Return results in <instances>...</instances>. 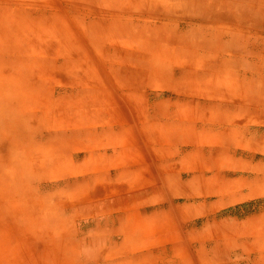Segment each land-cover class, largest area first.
Listing matches in <instances>:
<instances>
[{
  "label": "rangeland",
  "instance_id": "1",
  "mask_svg": "<svg viewBox=\"0 0 264 264\" xmlns=\"http://www.w3.org/2000/svg\"><path fill=\"white\" fill-rule=\"evenodd\" d=\"M89 1L91 0H0V2H3L0 3V62L6 60L4 71L7 70V72H10L9 74L12 71L14 77L16 76L18 81L21 80L22 85L26 83L25 81L28 82L31 77H34L32 79L35 80L38 75L45 73L46 78L40 77L42 80L37 79L42 87L40 91L33 93L34 95L39 94L49 99V101L53 99L55 102L63 100V97L69 98L77 93L73 90V83L66 82L69 77L63 75L65 71L67 72L68 67L72 66L65 64L69 59V50L62 48V46L78 47V52L82 54L80 42H78L81 40L79 37H82L84 26H87L89 21L94 23L97 20H83L79 16L71 17L66 14L69 13V10L71 12L78 9L85 11L99 7L102 12L105 11L103 13V16H105L107 14L106 10L113 11L114 6H117V9L121 6L129 8L127 15H124L121 19H116L111 23L113 27H110L117 39L124 44L98 46L102 50L94 52V56H96L94 69H97V72L95 71L96 75L93 74L95 81H105L111 79L110 76H105L106 73L110 74V71L119 69L122 77L132 81H129V100L127 101L119 98L108 87L110 85L107 82L102 84L103 88L114 96V99L119 98L117 100L122 101L124 120L113 121L108 124L109 127L107 125H94L98 130L97 132H100L93 133L94 137L86 141L87 145L83 143L81 146V143L75 142L77 139L73 140L76 143V149L82 153H80V156L77 157L79 151L75 150L74 153L66 150L68 153L63 155L66 160H72L73 168H79L77 166L81 165L80 163L83 165L87 163L90 168L98 167L100 174V177L97 178L90 177L89 181L82 179L85 181L84 186H81L84 189L82 193L88 194L82 196V198L87 201L79 204L74 203L70 207L73 211L67 212V222L77 223L76 221H69L70 218L82 214L83 208L93 209L99 221L98 223L93 222V225H100L102 228L84 229L80 222L77 223L80 231V235H78L80 238L78 239L80 242L83 240V242L78 243L77 247L72 243L76 239L75 237L50 236L45 232L47 225L44 224H50L47 221V215H51L55 211L54 203L58 195L56 196L54 191H52L53 194L49 195L43 193H47V191L45 188L39 189L38 185L36 187L37 180L31 182L28 180H31L28 173L24 172V174L20 173L19 175L16 172V164L20 165L21 163L23 168H28V165L22 163L25 150L18 143L34 144L38 141L40 145L35 151H41L44 144L47 143L48 140L46 139L48 137L43 138L37 132V129L53 124H39L33 122V120L22 118V124L25 122L28 124H24V126L29 127L31 124L30 128L35 127L37 129L28 131L23 129L20 131V136L24 138L22 141L0 139V146L11 144L9 151L4 152L0 148V230L2 231H0V264H109L111 261V263H115L120 260H117L114 256L112 259L94 261L86 253L92 251L93 248H95L93 251L98 252L100 246L114 245L117 240L124 239L127 242L124 244L120 242L121 245L119 246L126 247L129 250L125 254L129 257V263L127 261L126 264H226V262L232 261L231 258H242L234 264H264V235L256 242L258 252L251 254L244 253L242 250L237 252L236 249L234 251L220 250L218 252L201 249L191 251L188 247L186 248L183 240L177 241L178 253L169 254V258L156 255L144 256L145 258L141 259V253L137 255L135 251L131 250L134 249L135 245L146 248L156 246L159 249L164 245L161 241L164 231L153 228L161 223L159 216L153 213L152 215L149 212L150 210L159 211L161 209L163 205L162 190L158 184L150 182V176L146 169L143 172L140 171V168L137 169L140 165L145 166L144 164L148 160L147 155H149L151 163L156 168L160 166L167 156L158 155L157 153L162 149L165 150L164 148L174 149L175 144L174 141L172 144H170L172 141H163L164 139L160 137L163 136L161 134L175 135L174 130H181V127L185 125V123H181V119L177 116L179 110H172L176 114L175 118H166L164 112L166 109H163L165 105L161 102L168 99V107L178 101L182 105L187 104L188 100L193 98L190 92H187L186 87H181V81H185L184 84L187 85L193 83V88L196 89L200 86V89L205 91L204 96L201 97V99L203 98L202 103L206 105V108L203 109H209L213 107L214 102L216 103L215 108H211L212 111L209 109V113L215 111L218 113L226 112L228 108L226 105L232 101L240 103L244 99H248L251 102L252 98L255 97L256 89H261L263 93L258 96L259 100L264 99V88L261 83V81H264V76L259 73L249 76L243 75L245 70L251 69L250 67L256 60L258 66L264 70V0H92L96 5L92 8H90L92 4H89ZM7 2L9 4H6ZM80 7H83V9ZM65 10L67 13H64ZM154 16L160 21L163 18H168L167 23H170V26L163 27L159 23H152L155 19L151 18ZM136 17H141V20L134 19ZM174 18H178V20H173ZM28 27L36 29V34H32L35 31H29V35L24 33ZM46 30L50 34V37L47 38L49 40L47 44L50 45L47 47L46 44L34 46L37 37H47ZM63 39L70 42L60 45L59 42ZM2 47L7 51L4 52ZM91 47L94 48V46ZM10 49H13V51ZM21 53L26 55L24 57L27 58L28 56L36 57V61H30L33 64L21 62L18 58ZM225 57H229L227 61L232 63V66L226 67L225 64L223 68H220L221 64H224L222 60ZM102 58L105 59L104 62H102ZM152 60H159L158 62L163 64L158 70H155L151 65ZM12 63L18 70L11 67ZM62 64H65L64 67ZM82 64H84V61ZM75 72L77 73V70ZM152 72L157 75L154 76ZM189 73L193 76H187ZM74 85L82 89L85 88V94L88 95V92H86L87 85L84 86L82 82H77ZM191 88L189 90L197 95L196 90ZM8 90L10 91V89ZM135 90L146 92V95L141 98ZM132 91H134V98L132 97ZM243 95H246L244 99ZM214 96L217 97L216 100H213ZM82 97L84 98V94ZM198 97L197 95L194 99L199 101ZM0 102L3 103V100L0 99ZM4 102L7 106L4 108V110L6 109L4 116L7 121L0 120V135L4 134V125L5 134H10V128H12L8 129L7 122L11 119L8 114L12 111L8 107H14L13 102L8 100H4ZM134 103L138 106L137 109L133 108ZM80 109L81 111L84 110L82 107ZM255 110H262L263 112L264 108L252 109L254 112ZM48 112L52 113V110L49 109ZM55 112L59 111L56 110ZM79 115H81L79 124H83V130H79L82 133H88L87 126L91 125L94 120H91L92 118L87 115V112H79ZM44 116H46V119L51 118L56 123L55 125L62 124L61 116H56L58 119L52 114L45 113ZM192 122L194 127L202 126V124L201 126L198 125L196 120ZM22 124L18 123L19 128L20 126L24 128ZM105 129L112 130L113 134L108 132V136L104 138L105 136L101 132ZM79 130H74L75 132H71L69 136H77L78 139H82L83 135ZM12 134H16V132H11ZM98 135L103 136V139H98ZM96 136L98 137L96 138ZM129 140H131V143H129ZM125 141L126 144H129L128 146H111ZM108 145L112 151L115 147L119 151H121V148L126 147L129 154L124 157L128 158L124 161L122 160L123 156L122 158L107 156L110 154ZM87 146H95L99 151ZM102 146H106L104 152H102ZM102 156L110 158L113 162L115 169L110 173L111 176H105V172L108 173V170L103 167L102 161L99 159ZM139 157H141V160H139ZM119 161H121L120 164H118ZM123 163H129V173H124L123 169L118 170L117 167H123ZM158 174L161 175V173ZM189 174L184 172L180 177L185 179ZM89 175L88 173L87 176ZM21 176H23L22 179ZM73 176L60 181H51L65 185L64 192H66L67 188H77L72 186V183L76 181V176ZM102 180H106L105 182L108 180V182L103 184L99 190L93 194L85 192L86 189L93 187L97 181ZM26 183L29 184L26 185ZM113 193L116 195H113ZM2 197L15 199L16 204H2L6 201H1ZM96 197H102V203L105 207L100 206L101 208H98L93 204ZM38 200L42 206H46V204L49 206V209L40 211L39 225L35 220L19 221L17 212L20 208L19 203L22 204L25 211L29 210V206L32 211V205L33 209L36 210ZM217 207L221 210L211 211L209 216L211 219L215 217L218 219H231H227L228 223L225 221V225L229 226L234 221L236 222L235 225L238 224L237 222L242 224L249 222V225H245L249 226L251 230L263 225L257 218L250 220V217L257 215V213L261 216L264 213L262 211L264 210V195L257 194L252 197L236 198V200ZM204 209H194V211L206 214L207 211ZM129 210H133V213L130 214ZM57 212L55 214H62ZM111 213L115 218L113 221L109 220ZM196 223L200 226L203 224L201 219L197 220ZM124 225L129 227L125 230L126 226ZM218 226L220 224L217 221L216 223L212 221V224L207 227L216 235L226 230L228 233L224 235L226 236L224 241L230 242V246L243 247L249 240L246 237L236 239L237 237L233 236V233H229V230H232L229 228L230 226H225V230ZM55 228L53 229L58 231L59 228ZM136 234L139 236L138 243L130 241L131 235ZM250 240L252 241V239ZM171 243V241H168L167 247ZM98 254L100 255V252ZM146 254L152 255L153 253ZM92 257L95 258L96 254L94 253ZM253 261L255 262L252 263Z\"/></svg>",
  "mask_w": 264,
  "mask_h": 264
},
{
  "label": "bare ground",
  "instance_id": "2",
  "mask_svg": "<svg viewBox=\"0 0 264 264\" xmlns=\"http://www.w3.org/2000/svg\"><path fill=\"white\" fill-rule=\"evenodd\" d=\"M0 3L2 4L3 2ZM6 4L9 3L7 2ZM89 4L93 5H91L90 7L92 8L94 7L95 2L91 0L89 1ZM114 7L115 8L113 9V11L106 10L107 14H105V16H103V13L105 11L102 12V9L99 7H95L92 9L88 8L89 10L85 11L78 9L73 10V12H71L69 10V13H67L66 10L64 11V13H67L66 15H70L71 17L79 16L83 20H97L94 23H90L89 21V24L87 25L88 28L87 26H84L82 37H79L81 38V40L78 42H80L82 54L78 52V47L74 48V46H62V48L69 50V59L67 63L65 62V64L72 66L68 67L67 72L65 71L63 75L69 77V80H67L66 82H72L73 90L77 93L75 95L72 94L73 96L69 98L63 97V100H58L57 102H55L53 99L52 101H49V99L43 97L42 95H34L33 93L40 91V88L42 87L39 85L40 83L37 82V79L42 80V78H46L47 76L45 73H41L37 77L35 76V80L32 79L34 77H31L28 82L25 81L26 83L22 85L21 80L18 81L17 77H14V73L12 71L11 74H9L10 72H7V70L4 71V68L6 67V64L4 62L6 60L0 62V64L2 65V69L0 68V99H2L4 103L3 106V103L0 102L1 121H7L6 117L4 116V111L6 110H4V108L7 107L5 106L4 100L13 102L14 106L8 107L9 109L11 108L10 110H12L11 112L9 111L10 113L8 114L9 118L11 119H9V122H7V124L9 125L8 129L12 127L10 128V134H5L4 125V134L0 135V139H12L13 141H22L24 138L20 136V131H22L23 129H26L27 131L31 129H37L35 127L30 128L31 124L29 127L24 126V124L26 125L27 122L22 124V118H24L25 120H33V122L39 124H53V126H43L44 128L37 129V132H39L43 138L48 137L46 140L49 141L44 144V148L41 151H35L36 148L40 145L38 141L34 144L18 143V145L23 146V149L25 150L24 156L22 157L24 158V161H22V163L24 165H28V168H23L21 163L20 165L16 164V172H18L19 175L20 173L24 174V172L28 173L31 176V180L28 179L29 181L35 182V180H37L36 187L38 185L39 189H46L47 193H43L49 195L53 194L52 191H54L55 195H58L56 197L57 200L54 203L55 211H53L52 214L47 213L51 215H47V221L50 224H44L48 227H46L45 232L50 234V236L57 235L75 237L76 239H74L72 243L76 247L78 243L83 242V240L80 242L78 239L80 238L78 236L80 235V231L78 230L77 223L80 222L84 229H90V227L93 226V222H99L98 217L94 214L93 209L88 210L87 208H83L82 214H78L75 217L70 218L69 220L73 222L76 221L77 223L71 224L70 222H67V212L73 211V209H70V207H72L74 203L79 204L87 200L82 197L80 199L75 200H68L67 197L62 198L61 193L65 191V185H63L62 183H53L55 181L51 180L60 181L70 178L72 177V175H74L76 176V181L72 183V186L81 187L85 184V181L82 179L89 181L88 179H90V177H100L98 167L90 168L89 164L85 163L83 165L82 163H80L81 165L77 166L79 168L75 169L73 168V164H71L72 160H66V157H64L63 155L67 154L68 152L74 153V150L79 151L78 149H76L75 142L81 143V146L83 143L87 145L86 141L90 140L91 137H94L93 133L100 132H97L98 130L94 127V125L108 126V124L112 123L113 121L124 120V110L122 101H119L117 99L121 98L125 101L129 100V81H132L122 77V74L119 73V69H116L115 71H110V74L106 73L105 76H110L111 79L105 80V78H103L105 81L100 80L99 82H97L94 80L93 76V74L96 75L95 71L97 72V69H94V66H96V56H94V52H100L102 50L98 46H118L119 44H124L122 43V41H119L117 39L110 27H113L111 26V23L114 22L116 19H121L124 15H127V13L129 12V8L126 6H121L119 7V9H117V6ZM80 8L83 9V7ZM134 19L141 20V17H136ZM151 19H155L152 22L154 24L159 23V25H162L163 27L170 26V23H167L168 18H163L162 21H160V19L154 16ZM173 20H178V18H174ZM205 28L207 27L205 26ZM35 30L36 29L28 27L25 29L24 33H27L29 35V31ZM46 33L47 35H45L47 37L41 36L45 38H36V44L34 46H41L42 44H46L45 46L47 47L50 45L47 44L49 43V40L47 38L50 37L49 31L46 30ZM32 34H36V31ZM68 34L70 35V33ZM65 40L67 39L61 40L59 44L61 45L70 42H66ZM91 46H94L93 49H95V47L97 48L93 50ZM2 49L4 52L7 51V49H4L3 47ZM10 50L13 51V49ZM24 56L26 55H23L22 53L20 56H18L21 62L29 63L30 61H36V57L28 56L27 58ZM227 60H229V57L223 58L222 61L224 64H221L220 68H223V65L225 64L226 67L232 66V63H229ZM83 61L84 64H82ZM104 61L105 59L102 58V62ZM158 61H151V65H153V68L155 70H158L163 64L161 62L159 63ZM11 67L18 70L13 63L11 64ZM250 68L251 69L249 70H245V72H243V75L249 76L259 73L260 75L264 76V70L258 66L257 60ZM76 70L77 73L75 72ZM152 73L154 76L157 75L154 72ZM187 76L192 77L193 74L189 73L187 74ZM77 82H82L84 86H88V88H86V92H88V95L85 94V88L82 89L81 87H76L74 85ZM106 82L110 85L108 87L119 98L114 99V96L109 94V91L107 89L103 88L102 84H105ZM184 83L185 81H181V87H186L187 92H190V95L193 97L192 99L188 100V109L184 112L180 110V112L178 111L177 114V116H179V118L181 119V123H185V125L181 127V130L179 129L176 131L175 129V135L169 134L168 136L161 134L163 136H160L161 139H164L163 141H172L170 144H172L174 141V149L164 148L165 150L162 149L157 153L158 155L162 154L163 156H167L166 160L157 168L154 164L151 163L152 161L149 155H147L148 160L146 164H144L145 166L142 167L140 165L137 168L138 170L140 168L141 172L146 169V172H148L150 176V182L158 184V186L162 190L161 199H163V205L161 206V209L159 211L150 210L149 212H151V214L153 213L159 216V221H161V223H159L153 228H157L158 231H164V236L162 235L163 238L161 239L164 245L161 249L157 248L156 246H150L146 248L140 245H135L134 249L131 250L135 251L137 255L141 253V259L145 258L144 256L150 257L156 255L169 258V254L174 255L178 253L177 241L183 240L186 248L188 247L191 251H198L199 249H201L218 252L220 250L234 251L236 249L237 252L239 250H242L244 251V253L248 254L258 252L256 242L261 238V236L264 235V213L261 216L257 213V215H253L250 217V220H252L253 218H257L260 223H263V225L258 226L259 228H255V230H251L249 229V226H246L250 224L249 222H245L246 225L242 224L241 222H237L238 224L235 225L234 223L236 222L234 221V223L231 224L234 225L231 226L229 224V227L228 225H225V221L228 223L227 219L229 218L218 219L217 217H215L211 219L209 213L211 211H220L221 208L217 209V206H222L224 203L236 200V198L238 199L252 197L257 194L264 195V111H252L253 108H264V99L259 100L258 97L260 94L263 93L261 89H256V94L254 95L255 97L252 98L251 102L248 99H244L246 95H243L244 100L242 102L235 103L232 101L231 103H228L226 105L228 107L226 112L218 113L217 111H215L209 113V109H214V105H216V103L214 102L213 107L209 109H203L206 108V105L202 103L203 98L201 99V97L204 96L205 91L201 90L200 86L196 89L195 87L193 88V83L188 85ZM261 83L263 84L264 88V81H261ZM190 87H192V90H196V93L199 96V101L194 99V97L197 95L193 91L189 90ZM29 88L30 90H28ZM8 89H10V91ZM133 93L134 91H132V97L134 98L135 95H133ZM83 94L84 98L82 97ZM239 96L241 97V95ZM216 99L217 97L214 96L213 100ZM162 103L165 105V108L163 109H166L164 111L166 114L165 117L175 118L176 114H174L172 110L170 111V109L167 107L168 99H165L163 102H161V104ZM193 103L197 106L196 108L190 105ZM80 107L84 108V110L81 111ZM137 107L138 106L134 103L133 108L137 109ZM49 109L52 110V113L48 112ZM56 110H58L59 112H55ZM72 111L76 113L74 114L72 113ZM79 112H87V115L92 118L91 120H94L91 125L87 126V129H89L88 133H82L81 130H83V124L80 125L79 123H73L77 119L79 122L81 121V115H79ZM45 113L52 114L54 117L62 116L65 113L68 119L65 121L64 124L55 125L56 123L51 118L46 119V116H44ZM77 114L78 116H76ZM193 120H196L197 124H200V126L202 124V126L194 127L192 124ZM19 122L24 126V128H21V126L19 128ZM210 123L212 125H209ZM74 130H79L81 135H83L82 139H78L79 137L77 136H69L71 132H75ZM11 132H16V134H12V136ZM108 132H112L113 134V131L110 129L103 130L101 134L105 136L104 138H106L109 134ZM100 135H98L99 137L96 136V138L98 137V139H103V136ZM173 137L175 138L174 140L172 139ZM74 139L77 140H75L74 142ZM128 145L129 144H126L125 146ZM9 146H11V144H2L0 148H2L4 152H6L9 151ZM87 147L94 148L95 150L97 149L95 146ZM120 150L121 151H119L118 148L115 147V149L112 151V154L106 155L110 156L111 158H117V156L122 158L123 156L122 160L125 161V159H127L128 157L125 158L124 156H128L129 153L126 147L121 148ZM80 153L81 151L78 152L77 157L80 156ZM120 163L121 161H119L118 164ZM103 167L106 168L105 165H103ZM117 168L118 170L123 169L124 173H129V163L124 164L123 167L119 166ZM184 172L192 174H189L187 178L184 179L183 177H180L181 174ZM88 173L90 174L89 176H87ZM158 173H161V175L159 176ZM22 177L23 176H21V179ZM28 184L29 183H26V185ZM81 194H83L82 196L88 195L87 193ZM2 198L3 199L1 201L6 200L2 204H16L15 199L11 200L8 197ZM39 200L36 203V210L33 209L32 205V211L30 209V206L28 207L29 210L25 211L22 204L19 203L20 208L17 211L19 221L35 220L36 222H38L37 225H39L40 211H42V209H49V206L47 204L46 206H42V204L39 203ZM194 209H204L205 211H207V213L200 214L198 212H195ZM57 210L62 214H55ZM262 211L264 212V210ZM113 219L115 218L111 213V215L109 216V220L113 221ZM199 219H201L203 222L201 226L196 223V221ZM212 221H215V223L217 221L220 224V226L218 227L224 230L225 226H228L230 229H232V232L229 230V233H233V236L237 237L236 239H239V237H246L247 239H249L246 245H243V247L237 246V248L234 245H232L234 247L230 246V242L227 243L224 241V239H226V236L224 235L228 233L226 230L224 232H219L220 234L216 235L211 229H208L207 226L212 224ZM88 225L90 227H88ZM97 226L98 227L96 228H102V226L100 225ZM124 226H126L125 230L129 227L128 225ZM54 227H58V231L54 230ZM3 230L5 231V228ZM127 233L129 234V232ZM250 239H252V241ZM138 240L139 236L137 234L133 236L131 235L130 241L137 242ZM168 241H171L172 243L169 244L170 246L167 247ZM120 242L121 244H124L125 242H127V240H117L114 244L115 246L112 244L100 246L98 250V252H100V255L98 254V252L93 251L95 250V248H93L92 251L90 250L89 253H86V255L89 258L94 259V261H97L99 259L108 260L112 259V257L114 256L117 260L120 261L115 263H111V261V264H126L127 261L129 263V257L125 255L129 252V250L126 247H120ZM73 248L75 249V247ZM94 253L96 254L95 258L92 257ZM146 253L153 254L147 255ZM231 260L232 261L226 262V264H234L235 262L238 263L240 260H242V258H231ZM254 262L255 261H253L252 263Z\"/></svg>",
  "mask_w": 264,
  "mask_h": 264
},
{
  "label": "crops",
  "instance_id": "3",
  "mask_svg": "<svg viewBox=\"0 0 264 264\" xmlns=\"http://www.w3.org/2000/svg\"><path fill=\"white\" fill-rule=\"evenodd\" d=\"M136 91V94H138V96H140L141 98H143L146 94V92H143V91H137V90H135ZM148 93V92H147ZM188 104V103H187ZM187 104L186 103H184L183 105L178 101L177 103H174V104H172L171 106H168V108L170 109V110H181V111H186L188 108H187ZM192 107H197L194 103L193 104H190ZM172 107H175L174 109L172 108ZM190 109V108H189ZM125 110H127V109H125ZM72 113H76V112H74V111H72ZM70 114V113H69ZM76 116H78V114L76 115ZM75 116V117H76ZM56 119H58V117H56ZM68 118H67V115H65V113H64V115H62L61 116V120H62V124H64L65 123V121L67 120ZM73 123H80L79 121H78V119L76 120V121H74ZM53 126V125H52ZM132 142H133V140H132ZM129 143H131V140H129ZM104 144H107V143H104ZM111 145V144H110ZM124 145H126V141L124 142V143H118V144H116V145H111V146H118V147H122V146H124ZM108 147V152L111 154L112 153V149L110 148V146L108 145L107 146ZM106 150V146H102V152H104ZM97 151H99L98 149H97ZM102 162V164L103 165H105L106 166V168H107V170H108V173H106L105 172V176H111L110 175V173H112L113 171H114V166H113V162L111 161V159L110 158H107V157H101V158H99ZM139 160H141V157H139ZM106 180H102V181H97L96 182V184L93 186V187H90V188H88V189H86L85 190V192H89V193H94L95 191H97V190H99L102 186H103V184H105V183H107L108 182V180H107V182H105ZM129 184H130V181H129ZM65 188H66V186H65ZM130 189V188H129ZM83 190L84 189H82V187H77V188H67V191L66 192H62L61 193V195H62V198H68V200H75V199H78V198H80V197H82V195L83 194H81L82 192H83ZM75 194V195H74ZM76 194H78V195H76ZM69 195V196H68ZM113 195H116V194H114L113 193ZM95 199V206H97L98 208H101V207H105L104 206V204L102 203V197H96V198H94ZM101 206V207H100ZM129 213L130 214H132L133 213V210H129ZM88 227H90L89 225H88ZM93 227H98L96 224L95 225H93V226H91L90 227V229L91 228H93ZM99 229V228H98Z\"/></svg>",
  "mask_w": 264,
  "mask_h": 264
}]
</instances>
